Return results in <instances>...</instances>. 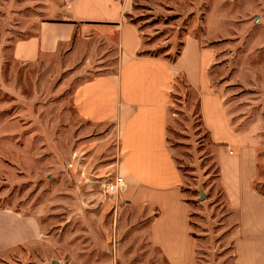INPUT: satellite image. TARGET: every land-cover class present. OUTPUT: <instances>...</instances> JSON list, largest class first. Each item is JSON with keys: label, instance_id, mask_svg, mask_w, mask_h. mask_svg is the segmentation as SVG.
Instances as JSON below:
<instances>
[{"label": "rangeland", "instance_id": "obj_1", "mask_svg": "<svg viewBox=\"0 0 264 264\" xmlns=\"http://www.w3.org/2000/svg\"><path fill=\"white\" fill-rule=\"evenodd\" d=\"M66 1L0 0V209L40 230L37 243L0 264H170L149 239L156 211L129 207L121 191L104 193L117 176L118 139L112 124H88L74 112L73 90L97 73L80 70L85 54L11 56L14 41ZM127 15L143 55L174 61L188 36L213 51L209 89L239 145L253 150L252 183L264 196V0H132ZM167 146L191 207L193 264H233L236 215L221 185V145L211 142L199 94L183 76L168 104Z\"/></svg>", "mask_w": 264, "mask_h": 264}, {"label": "crops", "instance_id": "obj_2", "mask_svg": "<svg viewBox=\"0 0 264 264\" xmlns=\"http://www.w3.org/2000/svg\"><path fill=\"white\" fill-rule=\"evenodd\" d=\"M131 3L68 0L54 18L37 20L29 35L16 39L11 56L35 62L40 56L60 52L71 60L85 54L89 62L80 70L97 73L73 90L74 112L88 124L114 126L117 176L124 180L120 198L145 214L156 211L149 239L170 264H193L197 255L189 221L191 207L181 193V174L167 146L168 104L177 79L183 76L199 94L202 122L211 142L221 145V185L236 215L232 263L264 264V196L252 183L255 156L253 150L239 145L219 97L209 89L207 70L213 51L188 36L174 61L141 54V33L127 21ZM39 235L33 219L0 209V261L37 243Z\"/></svg>", "mask_w": 264, "mask_h": 264}, {"label": "built area", "instance_id": "obj_3", "mask_svg": "<svg viewBox=\"0 0 264 264\" xmlns=\"http://www.w3.org/2000/svg\"><path fill=\"white\" fill-rule=\"evenodd\" d=\"M124 189V180L117 176L112 180H107L103 184V190L106 195H116Z\"/></svg>", "mask_w": 264, "mask_h": 264}, {"label": "trees", "instance_id": "obj_4", "mask_svg": "<svg viewBox=\"0 0 264 264\" xmlns=\"http://www.w3.org/2000/svg\"><path fill=\"white\" fill-rule=\"evenodd\" d=\"M128 16V15H127Z\"/></svg>", "mask_w": 264, "mask_h": 264}]
</instances>
